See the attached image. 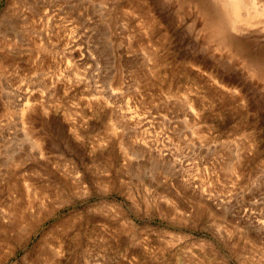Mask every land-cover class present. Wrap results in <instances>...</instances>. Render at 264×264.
Segmentation results:
<instances>
[{
	"label": "rangeland",
	"instance_id": "1",
	"mask_svg": "<svg viewBox=\"0 0 264 264\" xmlns=\"http://www.w3.org/2000/svg\"><path fill=\"white\" fill-rule=\"evenodd\" d=\"M230 4L0 0V264H264V0Z\"/></svg>",
	"mask_w": 264,
	"mask_h": 264
},
{
	"label": "bare ground",
	"instance_id": "2",
	"mask_svg": "<svg viewBox=\"0 0 264 264\" xmlns=\"http://www.w3.org/2000/svg\"><path fill=\"white\" fill-rule=\"evenodd\" d=\"M245 1V0H244ZM250 1H252V0H250ZM230 2L232 3V8H231V6H230V8L231 9H233V14L235 15V17H237L238 19H244V14H243V12H242V5H241V0H230ZM244 4H245V2H244ZM243 4V5H244ZM248 4V3H247ZM247 4H245L246 6H247ZM250 5V4H249ZM225 6V5H224ZM243 7H245V6H243ZM254 7V6H253ZM227 10H228V8H227ZM227 10H225L226 12H227ZM253 11H254V9H252ZM252 10H250V12L252 11ZM256 10V9H255ZM230 10H228V12H229ZM243 11H245V10H243ZM259 11V10H258ZM260 11H261V9H260ZM231 12V11H230ZM246 12V11H245ZM252 13H255V12H252ZM232 13H230V15H231ZM232 14V15H233ZM249 14V13H248ZM247 14V15H248ZM263 13L261 12V15H262ZM234 15H233V17H234ZM246 15V14H245ZM251 16V15H250ZM249 16V17H250ZM258 16V15H257ZM260 16V15H259ZM248 17V16H247ZM226 20V19H225ZM256 20V19H255ZM263 20V19H262ZM242 21V20H241ZM257 21H259V20H257ZM261 21V20H260ZM252 22V21H251ZM254 22V21H253ZM263 22V21H262ZM248 23V22H247ZM250 23V22H249ZM257 23V22H256ZM258 23H260V22H258ZM246 24V23H245ZM251 24V23H250ZM254 24H255V22H254ZM240 26V25H239ZM238 30V29H237Z\"/></svg>",
	"mask_w": 264,
	"mask_h": 264
}]
</instances>
